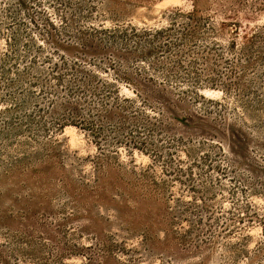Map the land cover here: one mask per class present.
Listing matches in <instances>:
<instances>
[{
  "label": "rangeland",
  "instance_id": "rangeland-1",
  "mask_svg": "<svg viewBox=\"0 0 264 264\" xmlns=\"http://www.w3.org/2000/svg\"><path fill=\"white\" fill-rule=\"evenodd\" d=\"M0 264H264V0H0Z\"/></svg>",
  "mask_w": 264,
  "mask_h": 264
}]
</instances>
